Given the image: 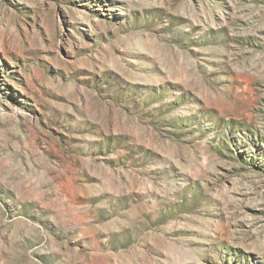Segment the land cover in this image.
Here are the masks:
<instances>
[{
  "label": "rangeland",
  "instance_id": "374dc122",
  "mask_svg": "<svg viewBox=\"0 0 264 264\" xmlns=\"http://www.w3.org/2000/svg\"><path fill=\"white\" fill-rule=\"evenodd\" d=\"M107 263L264 264V0H0V264Z\"/></svg>",
  "mask_w": 264,
  "mask_h": 264
},
{
  "label": "bare ground",
  "instance_id": "6f19581e",
  "mask_svg": "<svg viewBox=\"0 0 264 264\" xmlns=\"http://www.w3.org/2000/svg\"><path fill=\"white\" fill-rule=\"evenodd\" d=\"M143 226V225H142ZM142 229H144L145 227L143 226V227H141ZM110 227H107V229L106 230H108V231H110V230H112V229H110ZM142 231V230H141ZM153 235V233H147V235H146V237L148 238V236H152ZM145 237V236H144ZM146 237H145V239H146ZM144 239V240H145ZM161 239V238H160ZM139 253H140V251H138ZM139 256H144V254L142 255V253H141V255L140 254H138ZM117 256V255H116ZM106 258H111L109 255H107L106 256ZM115 259H116V257H115ZM109 260V259H108ZM107 261V260H106ZM108 264V263H107Z\"/></svg>",
  "mask_w": 264,
  "mask_h": 264
}]
</instances>
